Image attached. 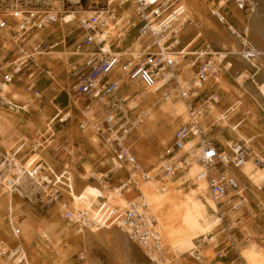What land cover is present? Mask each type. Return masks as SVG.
Returning a JSON list of instances; mask_svg holds the SVG:
<instances>
[{
	"label": "rangeland",
	"instance_id": "rangeland-1",
	"mask_svg": "<svg viewBox=\"0 0 264 264\" xmlns=\"http://www.w3.org/2000/svg\"><path fill=\"white\" fill-rule=\"evenodd\" d=\"M217 1L184 0V8L188 13L189 19L192 21V25L187 27L188 29L193 28V30H199V32L192 31L189 33V31H185L187 29V27H185L182 36V50L184 53H187L188 51H185L187 45L194 42L195 38L196 40L199 38V43L192 44V46H194L192 51L195 55L205 50L206 45H208L213 53H220L225 50L224 53L228 55L226 56L227 58L230 57L229 54H238L239 56H234L235 59L236 57L241 58L240 52L245 48V40L247 39L243 33H247V27H249L250 30L252 29L251 21L260 17L261 13H263L261 15L263 18L260 28L264 33V0H253V11L247 13L238 11L233 1L226 3V6H224L225 11L221 8L223 13L227 16L228 22L233 26L235 30L234 34L229 32L224 25L219 24L212 16V11L219 5ZM86 2L85 0V3ZM129 11L128 9L127 12ZM237 15L240 17L242 16L245 20L244 24L242 23L241 25V18ZM69 16H71V13L59 17L56 21L57 23L47 32L52 40L59 43L65 38L66 43L60 46L58 45L56 48L41 56H37L35 52L29 51V53H34L36 56L34 63L28 62L20 73L14 77L12 82L8 84L11 93H7L8 95H6L5 98L12 102L13 107H26L25 112L12 109L0 101V162H2L4 158L10 157L21 145H24L18 155L14 157L18 160L19 165L24 163L23 167L25 169H32L35 164L41 162L47 167L53 168L56 172H60L64 169L67 170L70 177L68 180L69 183H66L67 187L60 188L63 198L59 199L58 202H60V204L55 208H53L54 205L46 207L43 203H39L35 195L32 194L33 189H37L30 181L25 182L21 186V190L18 194L6 193L3 188L0 187V241L6 243L10 248L16 244H19L21 248L24 246V249L27 250L28 258V261L24 264H87L86 254L84 255L85 248L81 247L83 245L77 243L76 240L75 227L62 218L60 206L62 203H66L68 207L74 211V199L73 196H69L72 190L78 191L83 186L95 188L89 198L83 199L85 204L90 203L92 198L96 196L99 191H102L103 196L108 202H105V204H109L110 209H112V206H118L121 209L124 208L128 203V196H133L132 193L134 192V194H137L136 191H132L130 195H119L116 193L115 189L124 181L127 173L124 168L110 171L114 164L111 161L108 148L93 129L94 125L102 120V113L99 111L100 108L89 107L88 103L83 98L76 97L71 93L70 69L73 61V57L71 56L73 55L72 48L80 39V36L76 30V21L75 24H63L65 21L64 18ZM245 23H247V25ZM208 29L209 34L207 33ZM200 30H204V33ZM210 30L211 32L213 31L212 34ZM0 33L2 35L4 34L1 31ZM215 34L219 36V41H223H217V37L214 36ZM210 35H213V37ZM220 35L222 38H220ZM252 36L253 33H249L250 39L248 38L246 41L252 46H255V49H259L263 43L259 38L253 41ZM4 37H6L5 34ZM242 38L246 39L242 40ZM2 40L3 38L0 37V61L5 59L3 61V63L6 64L5 69L10 70L12 66L8 67V64L16 60V51L11 45V42L6 41V43H2L4 42ZM183 57L181 64L187 65L186 63L190 64L192 62V56L185 55ZM195 57L196 56H194V58ZM214 57L215 56L212 55L216 66L217 64L220 65L219 61L214 59ZM260 58H262V55H260ZM244 63L239 64V66L236 64V66H233L228 72H224L222 67H220L221 76H224L225 79H223L224 83L220 81L219 86L229 97L232 96L234 92H236L239 97L241 96L240 93L245 94L248 92L252 94V100H250V102L254 103L256 109L261 108L260 111L264 112V100L259 90L256 89L258 88L257 84L254 86L250 82L247 83V81H250L247 80V78H250L249 74L253 75L256 72L254 68L250 67V65L248 66L250 62ZM18 64L19 62L16 63L17 66ZM258 65L260 67L264 66V60L259 62ZM182 67L183 73L180 72V83L185 86L186 83H189L193 79V73L188 70L187 66ZM234 67L238 68V71H244H241L239 75H235L237 69ZM186 68L188 73H186ZM263 74L264 73L261 72L258 73L256 79L264 80ZM239 76H243V78L237 80L242 86L232 80V78H238ZM218 81L219 79H216V82ZM263 82L264 81L259 84ZM32 85H34V89L37 90L36 93L28 90ZM138 87L141 93L146 92V90L140 86ZM154 89V92L150 91L152 94H150V97L146 100H140L138 99L139 96L132 95L131 99L126 101L129 115L132 117L139 116L141 119L140 126L137 128V132L132 136L130 141V145L132 144L131 150L135 156L137 155L136 158L139 160V164H141L142 167L148 168V170L150 169L149 173L151 170L159 167V157L163 149L170 145L173 133L178 127L182 126L179 121H177L179 125L173 123L171 115L166 108L168 104L174 101L183 102L178 99L162 101L159 93L156 92L157 88ZM201 90L204 91V88ZM36 94L39 96L37 97ZM138 95L140 94L138 93ZM54 97L56 98L54 99ZM68 99L71 104L70 107L66 109L65 106ZM59 102H62L63 105H58ZM132 102H136V108H132ZM233 102L236 103L232 105ZM227 103V106L230 105L227 108L228 110L226 109L221 112L218 110L217 106H210L208 118H212L213 120H208V124H203L202 128L205 139L217 145L220 152L229 155L231 149L229 146L231 143H236L238 140L236 138L233 140L230 135L232 132H229L227 128L221 127L230 126L229 124H231V131L236 133V130H238L239 132L238 127H233L237 121L232 124L228 122V118L236 112L242 101L238 98L236 101L232 99L228 100ZM76 104L78 107H76ZM244 105H242L241 110L247 115V119L242 127H245L251 134L262 138L264 133L255 129L253 121L251 120L252 113H257L258 110L251 112V110L247 109V104L245 103ZM250 108L253 109L254 107ZM57 109H60L62 113H60L58 118L54 119ZM96 110L99 111V114ZM253 110H255V108ZM68 112H70V114L67 115ZM228 112L231 114H228ZM202 117L200 120H203ZM138 133L141 134L137 135ZM238 135L243 136L242 133ZM135 138L136 140H134ZM245 139L248 143L249 140L247 138ZM156 141L159 146L156 144ZM38 142L41 146H39ZM250 144V147H252L253 143ZM6 154L9 156L6 157ZM229 169L235 171L239 168L236 169L232 164H229ZM225 173H229V171ZM175 176L176 174L174 177ZM179 177L180 176H176L170 180L174 183H176V181L180 182ZM57 179L59 180L58 177ZM97 180L101 182V185L98 184ZM143 183L139 182L138 188ZM180 186L182 189H185L187 183ZM241 186H243V184H241ZM177 189H179L178 184L174 186V190ZM244 190L247 193L244 194L246 200L248 198L247 202L238 208H233L234 206L232 205L226 206L224 210H221L225 215L220 222L221 231H219L221 233L215 238L216 241L209 244V246H206V244L198 248V252L194 254L195 257H189L188 254H185L183 257L174 258V261L172 260L173 262L171 261L170 264H242L240 252L244 250L251 251L255 248H260L264 252V247L262 246V240L264 239V204L260 203L259 205V202L256 201L246 189ZM255 191L259 190L256 189ZM183 192H187V189L183 190ZM206 196L210 199L208 194ZM195 200H198L206 206L203 198L196 197ZM178 201L182 204V200ZM10 212H12L13 223H16L21 231V235L18 238H13L12 235L11 225L8 222V214ZM108 212L110 213V211L105 213L102 212L104 217L101 219H106ZM205 214L208 219L217 218L207 207ZM111 229L112 227L103 226L98 235V239H96L99 243H104L102 245L103 247L110 249V244H113L114 241ZM209 236L210 238L215 236L213 230L207 233V240L210 239ZM110 237H112V239ZM132 254H134L131 258L133 259L132 264L141 263L135 256V252H132ZM83 255L84 260H82ZM192 257L194 258L192 259ZM209 257L211 259H209ZM194 259L196 261L199 260L198 262L200 263L195 262Z\"/></svg>",
	"mask_w": 264,
	"mask_h": 264
},
{
	"label": "built area",
	"instance_id": "built-area-1",
	"mask_svg": "<svg viewBox=\"0 0 264 264\" xmlns=\"http://www.w3.org/2000/svg\"><path fill=\"white\" fill-rule=\"evenodd\" d=\"M86 1L0 0V31L6 35L2 36V41L11 42L17 56L15 61L8 64V67L12 66L10 70L5 69L4 59L0 61V91L1 86L11 83L28 62L34 63L29 51L41 56L55 47L45 42L42 35L57 23L59 17L73 13L82 38L73 47V55L80 62L72 69L71 93L83 97L89 107L100 108L102 120L93 129L108 147L113 170L128 167L127 178L116 188L119 193L116 192L128 195L136 191L137 194L127 200L124 208L111 209L109 219L96 220L89 211H73L66 203L60 205L62 218L79 232L100 230L103 226L116 227L146 254L159 252L162 243L156 231L157 220L138 188L139 182L150 180V170L139 164L130 147L131 138L140 126L141 119L129 115L126 101L117 94L120 83L127 80L146 90L162 82L156 90L162 101L178 99L184 103L188 123L175 130L170 145L163 149L159 157V173L164 179L184 174L194 162L203 168L196 179L206 181L209 197L220 205L225 201L228 190H231L237 201L234 208H238L245 202L240 195L239 181L223 172L215 174L210 169L229 164L238 169L248 160V152L240 145H234L230 155L220 152L205 139L200 127V118L209 109L210 102H214V97L206 98L201 105H196L194 100L200 96L198 90L217 75L212 55H189L192 56L190 69L193 79L186 86L180 83V55L183 52L180 46L183 30L191 24L184 0ZM229 1H233L239 11H253V0H226V3ZM212 16L234 34L235 30L221 8L212 11ZM130 37L131 43L124 46L123 42ZM134 44H139L140 49L136 51ZM106 45L108 51H105ZM247 49L245 47L240 52L243 60L249 62L257 58ZM122 51L125 53L122 54ZM115 69L121 70V75L116 78L112 76ZM194 139L196 142L193 147L184 151L186 144ZM23 146L13 152L12 158H4L0 162V187L6 193L18 194L21 186L30 181L37 189H33L32 194L39 203L46 207L55 205L63 198L60 188L67 187L69 172L65 169L56 172L41 162L30 171L23 170L22 165L17 167L14 157ZM253 162L255 167L264 170L263 158L255 157ZM98 199L107 202L102 195ZM12 220L10 212L8 222L12 235L18 238L21 231ZM26 258V250L18 244L10 248L0 242V259L5 260V264H24Z\"/></svg>",
	"mask_w": 264,
	"mask_h": 264
},
{
	"label": "bare ground",
	"instance_id": "bare-ground-1",
	"mask_svg": "<svg viewBox=\"0 0 264 264\" xmlns=\"http://www.w3.org/2000/svg\"><path fill=\"white\" fill-rule=\"evenodd\" d=\"M149 1H153V0H149ZM218 2H219V5L215 9L222 8L223 11H225L224 6H226V0H218ZM236 9L238 10L237 7H236ZM125 14L128 15V12L126 11ZM74 17H75L74 14L71 13V16L64 18L65 21L63 22V24H69V25L75 24ZM238 17L241 18L240 19L241 25H242V23L244 24L245 20L242 18V16L241 17L238 16ZM226 18H227V16H226ZM245 24L247 25V23H245ZM189 25H192V21H191V24H189ZM71 26H69V27H71ZM246 29H247V33H243V34L248 39L249 33H251L252 31L249 29V27H247ZM185 31H187V30H185ZM202 32L204 33V30ZM210 32H211V30H210ZM212 32H211V34H212ZM205 33H206V31H205ZM207 33L209 34V29H208ZM208 34H206V35H208ZM0 35L2 37L4 34L2 35L0 33ZM200 36H201V34H200ZM202 36H204V35H202ZM214 36L217 37V41H219V36H217V34H215ZM211 37H213V35ZM220 38H222V36ZM246 38H244V39H246ZM244 39L242 38V40H244ZM195 40H196V38L194 39V41ZM198 40H199V38H198ZM246 40H245L246 45H244V47H246V49L248 48L247 50H249L251 53H254L255 55H257V58H255L254 60H250L249 61L250 63L248 62L249 63L248 66L250 65V67L254 68L256 75L260 72L264 73V66L260 67L258 65L259 62L264 60V50L260 51L259 49H255V46H252ZM221 41H223V40H221ZM221 41H219V42H221ZM262 46L263 45H261V47ZM262 48H264V47H262ZM134 49L136 51L139 50L140 45L134 44ZM105 51H108L107 45L105 46ZM224 51L217 53V54L212 52L213 55L215 56L214 59L218 60L219 63L223 62L222 60L224 58H226V56H228L227 54L224 53ZM124 53H125V51H122V54H124ZM190 53L191 52H187V53L183 52L180 55V57L183 54L185 56V55H189ZM200 53L201 54H208V55L212 54V53L211 54L208 53L207 49L202 50ZM29 54H30L29 56L35 61L36 56L34 55V53L33 54L29 53ZM192 55H194V54H192ZM260 55H262V58H260ZM238 61L241 62V59ZM240 62H238V64ZM214 63H215V61H214ZM225 68H226V70L228 68H233V65L230 62H228V65ZM180 70H182V69H180ZM186 71H187V68H186ZM181 73H183V72H181ZM120 75H121V70H119V69H115L112 73V76L114 78L119 77ZM241 78H243V76H239L235 80L237 81ZM237 83H238V85L242 86L241 83H239V82H237ZM161 84H162V82H158L153 88L146 89V92L141 93L139 87L136 84H134L133 82H128L127 80H123L120 83V86H119L117 92H118V94L122 95V97H124V98L127 97L126 98L127 100H129L131 98V96L134 94L138 95V93L140 94V95H138L140 99L146 100L148 97H150V94H152V93H150V91L154 92V90H155L154 88L158 89L161 86ZM4 85H8V84H3L1 87H4ZM257 87L258 88H256V89L259 90L260 95L262 96V99L264 100V82L262 84L258 83ZM8 93H11V90H9ZM8 101L9 100H7L6 102H8ZM9 103H10V101H9ZM5 104L9 105L7 103H5ZM131 106H132V108H136L137 107L136 102H132ZM9 107H11L12 109L23 110V111H25V108H26V107L20 108L19 106L13 107L12 103H10ZM167 109L171 115V119H172L173 123H177V121H179L181 125H186L188 123V116L186 114L185 106L183 103H181L179 101H174V102L168 104L166 110ZM263 114H264V112H263ZM186 119H187V122H186ZM144 124H146V123H144ZM142 125H143V123H142ZM177 125H179V123H177ZM150 129H151V127H150ZM236 133L239 134L240 132H238V130H236ZM139 134H141V133H138L137 135H139ZM155 137H156V134H155ZM160 137H161V135H160ZM137 139H138V136H137ZM134 140H136V138ZM194 142H196L195 139H194V141L192 140L191 142L186 144L184 151H188L189 149H191L194 145ZM190 143H192L193 145ZM152 144H153V142H152ZM156 144L158 145L157 141H156ZM133 146H134V144H133ZM130 147H132V144ZM143 154H144V152H143ZM7 156H9V155L6 154V157ZM141 156H142V154H141ZM10 157H13V154ZM18 163H19L18 160L15 159V165L17 167L19 165ZM23 164H21V165L23 166ZM223 167H224V169L229 170V173L235 175V177L245 185V188H244V186H240V188H239L240 189V195L244 198L245 202L247 200H246V196L244 195V191H245L244 189H246V191L249 192V194L251 196H253V198L256 201L258 200V201H260V203L264 204V196L262 195V193H260V190H262L264 187V170H262L258 167H255L254 162H252L251 160L245 161V163L238 170H235V171H231V169H229V165H227V166L224 165ZM21 168L25 171L31 170V169H25L24 167H21ZM124 169H126L125 171H127L128 167H126ZM202 170H203V168L200 165L193 162L191 167L184 174H176V176H180L179 177L180 182L176 181V183H174L172 180H170V178L164 179L161 176V174L159 173V167H156L154 170H151V172L149 173L150 180L146 181L145 183H143L139 187L140 188L139 190L141 191L142 195L144 196L151 213L155 216V218L157 220L156 231L159 233L161 243H162L161 244L162 249L159 252H162V253L153 252L150 254H146V252L143 249H141L138 246L130 243V240L128 241L126 239L125 234L116 227H112V229H111L113 236H114V238H113L114 241H113V244L109 243L111 245V249L104 247L106 249V251H108L113 257H115V258L117 257L118 261H121V262L127 263V264L129 261L131 262L130 259L134 255V254H132V252H135V256L136 257L138 256V259L140 258L139 259L140 262H144L142 260V258L145 255L144 257H146V260L149 264H170V262L174 258L177 259V258L183 257L185 254H188L189 257L194 256V254H196V252H198V248L202 247V245L207 244L206 246H209V244L214 243L216 241L215 238L218 237V235L221 233L220 232L221 231V229H220L221 223L220 222L222 221V219H221L222 215L220 213L218 205L211 198L209 199L206 196L208 194L206 181L196 179V175H198ZM215 170H216V167L210 169V171H215ZM110 171H114L113 168ZM132 177H133V175H132ZM175 177L173 176L172 178H175ZM186 183H187V186L185 187V189H187V192H183V190H185V189H182V187L180 185H184ZM176 184H178L179 189L174 190V186ZM256 189L259 191H255ZM93 190H94V188L83 186L78 191L72 190L71 195H69V196H71V197L73 196L74 206H75L74 211L87 210L91 213V215H93L94 219L101 220V218L104 217L103 213H105L107 211H111V209L109 207V204L107 205L98 199V197L100 195L103 196L102 192H99L96 196H94L91 201H90V199H91L90 198L89 199L90 203L85 204L83 199L89 198L91 193L93 192ZM196 197L203 198L206 206L203 205L198 200H195ZM178 200H182V204H180V201H178ZM206 207L213 214L220 215V216L218 218H215V219L206 218V214H205ZM110 216H111V212H110ZM108 229H110V228H108ZM211 230H213V232L215 233V236L212 238H210V236H209L210 239L207 240L206 239L207 233H209ZM100 232H101V229L100 230L92 229L89 231L87 230V231H81V232H79L76 229V237H77L76 240H77V243L83 245V247L85 248L87 264H94L92 262H94L95 260L92 261V259H91L92 257L90 256L91 255V247H94V245H98L99 242L96 239H98V235L100 234ZM110 238L112 239V237H110ZM76 240H75V242H76ZM108 241H109V239H108ZM196 242H198L197 243L198 245L195 244ZM111 243H112V241H111ZM23 248H24V246H23ZM213 248H214V246H213ZM240 258L242 259L241 260L242 264H264V252L260 248H255L251 251H245L244 250L243 252H240ZM27 261H28V258H26V262ZM5 262L6 261L0 259V264H5Z\"/></svg>",
	"mask_w": 264,
	"mask_h": 264
},
{
	"label": "crops",
	"instance_id": "crops-1",
	"mask_svg": "<svg viewBox=\"0 0 264 264\" xmlns=\"http://www.w3.org/2000/svg\"><path fill=\"white\" fill-rule=\"evenodd\" d=\"M114 1V0H113ZM218 2V1H217ZM263 13H261L260 14V17H257V19H253V21H252V25H251V31H252V33H253V36H252V40L254 41V40H256L257 38H259L261 41H262V47H264V33L262 32V30H261V28H260V25H261V20H262V18L263 17H261V15H262ZM237 20V19H236ZM255 22V23H254ZM258 22V23H257ZM189 27V26H188ZM188 27H187V31H189V33L190 32H192V31H195V32H199V30H193V28H190V30L188 29ZM204 29V28H203ZM76 30H77V32H78V34H79V36H80V39L82 38V33H81V31H79L78 30V28H76ZM49 31V29L46 31V32H44V34L42 35V38H43V40L45 41V42H47V43H50V44H54L55 45V47L54 48H56L58 45L60 46L61 44H65L66 43V39L64 38L62 41H60L59 43L58 42H56L55 40H52V38H50V35H48L47 34V32ZM200 31H203V30H200ZM50 34V33H49ZM70 35V34H69ZM69 35H67V36H69ZM131 36H133V33H131L130 34ZM255 35V36H254ZM4 36V35H3ZM0 37H1V35H0ZM1 38H3V37H1ZM79 39V40H80ZM68 40V39H67ZM78 40V41H79ZM54 41V42H53ZM77 41V42H78ZM131 41H132V38L130 37V38H128L125 42H123V45L124 46H128L130 43H131ZM2 42V41H1ZM76 42V43H77ZM75 43V44H76ZM194 43H199V40H195L194 42H192V43H190L189 45H187V48L185 49V51H188V52H191L189 55H192V54H194V52L192 51V49H193V47L194 46H192V44H194ZM74 44V45H75ZM206 45V44H205ZM5 46V45H4ZM74 47V46H73ZM182 47V46H181ZM262 47H260L259 48V50L261 51V50H264V48H262ZM53 48V49H54ZM209 48V49H208ZM73 49V48H72ZM206 49H207V52L208 53H212V51H211V49H210V46H208V45H206ZM193 52V53H192ZM215 54H217L218 52H214ZM72 54H73V50H72ZM211 55H213V53L211 54ZM72 57H73V61H72V67H71V69H70V80H71V85H73V80H72V77H71V73H72V69H73V67L77 64V63H79L80 61H79V59L77 58V57H75L74 55H71ZM184 56V54L181 56L182 57V59L180 60V64H181V62H182V60H183V57ZM230 57H226V58H224L222 61L223 62H221L220 63V65L218 64L217 65V75H215V76H213V77H211L209 80H208V82L204 85V91H202V90H198V95H200L198 98H196L195 100H194V103L196 104V105H201L202 104V102L206 99V98H209V97H214V102H210V106H217V108H218V110L221 112V111H224V110H226L229 106H227L228 105V100H234V101H236L238 98H240L241 99V101H242V103H240L239 104V107H238V109L236 110V112L235 113H233L232 114V116L231 117H229L228 118V122L230 123H234L235 121H237L236 123H235V125L233 126V127H238V129H239V132L240 133H242V135L245 137V138H247L248 140H249V142L247 143V140L243 137V136H241V135H238V134H236L234 131H231V128H230V126H231V124H229L230 126H226V127H221V128H227V130L229 131V132H232L230 135L232 136V139L234 140V138H236L238 141L236 142V143H231V145L229 146V148H232L234 145H240V146H242L243 148H245L246 149V151L248 152V160H251V161H253V159L255 158V157H260V158H263L264 159V135H263V137L262 138H259L258 136H255V135H253V134H251V132H248L246 129H245V127H242L243 126V123H245V121H246V119H247V115H245L244 113H243V110H241V107H242V105H244L245 103L247 104V106H248V108L247 109H249V110H251V112H253V111H256V110H258V112L257 113H252V116H251V120L253 121V126H255V129H258V130H260V132L262 131V133H264V114H263V112H261L260 111V109H256V107L254 106V103H252V102H250V100H252V94H250V93H245V94H242V93H240V97L237 95V93L236 92H234L233 94H232V96H228L227 95V93L219 86V83H220V81H223V79H225V77L224 76H221V73H220V67H222V69L224 70V72H228L231 68H228L227 70H226V66L228 65V62H230L233 66H236V64H238V62H240V61H238V60H240L238 57H236V59H235V57L234 56H239L238 54L237 55H229ZM5 60V59H4ZM212 60H213V58H212ZM215 61V60H214ZM235 61V62H234ZM244 63L245 61L243 60V59H241V62L240 63ZM239 63V64H240ZM187 65H183V64H181L180 66H179V69H182L181 67L182 66H187V68H188V70L189 71H191V65L190 64H188V63H186ZM238 64V65H239ZM235 68V67H234ZM235 69H237L236 70V72H235V75H239V73L241 72V71H244V70H240V71H238V68H235ZM188 70H187V72L186 73H188ZM180 72H182V70L180 71ZM179 72V73H180ZM192 72V71H191ZM250 75V78H247V80H250V81H247V83L248 82H250L251 84H253L254 86H256V84H258V83H261L262 81H264V80H257L256 78H257V75L256 74H249ZM216 79H219V81L218 82H216ZM235 79H237V78H232V80L234 81V82H238V81H236ZM257 81V82H256ZM253 82V83H252ZM254 82H256V83H254ZM223 83H224V81H223ZM238 84V83H237ZM209 85V86H208ZM9 90H10V88H9V85H4V87H2V90L0 91V101H1V103H7V104H9L10 105V103H12L11 101H10V103H9V101L8 102H6L8 99H6L5 98V96L6 95H8L7 93L9 92ZM29 91H33L34 93H36L37 92V90L36 89H34V85H32V87H30L29 89H28ZM37 95V97L39 96L38 94H36ZM119 96H121L122 97V95H120V94H118ZM134 95H137V94H134ZM138 96V95H137ZM132 97V96H131ZM56 97H54V99H55ZM81 98H83V97H81ZM127 97H123L122 99L123 100H125ZM139 98V97H138ZM84 99V98H83ZM131 99V98H130ZM140 99V98H139ZM85 100V99H84ZM140 100H143V99H140ZM86 101V100H85ZM125 101H128L127 99L125 100ZM87 102V101H86ZM244 102V103H243ZM28 103H29V101H28ZM236 102H233L232 103V105L233 104H235ZM70 100L68 99L67 100V103H66V109L68 108V107H70ZM8 105V106H9ZM58 105H63V103L62 102H59L58 103ZM245 106V105H244ZM76 107H78V105L76 104ZM250 107H254L255 108V110H253L252 108H250ZM20 108H22V107H20ZM57 108V107H56ZM230 109V108H229ZM228 110V109H227ZM17 111H22L23 112V110H17ZM100 111V110H99ZM99 111H97L96 110V112L99 114ZM209 111H210V107H209V109L208 110H206L205 111V113H204V115H203V120H200V127H201V129H202V131H203V124H208L207 123V121L208 120H213L212 118H208V114H209ZM25 112V111H24ZM231 112V111H230ZM230 112H228V114H231ZM60 113H62L61 111H60V109H57V112L55 113V115H54V119H56V118H58L59 117V115H60ZM68 114H70V112H68L67 113V115ZM216 115H218V114H216ZM222 115V114H221ZM201 119V118H200ZM59 121H61V120H59ZM62 122V121H61ZM99 123V122H98ZM17 124H19V123H17ZM242 124V125H241ZM16 125V124H15ZM14 125V126H15ZM14 126H12V127H14ZM213 126V125H212ZM229 127V128H228ZM241 130V131H240ZM254 130V129H253ZM256 132V131H255ZM203 134H204V132H203ZM238 137V138H237ZM102 140V139H101ZM103 141V140H102ZM253 141H256V142H253ZM250 143H253V146L252 147H250L251 146V144ZM38 144H39V142H38ZM105 144V143H104ZM213 144V143H212ZM263 144V145H262ZM106 145V144H105ZM214 145V144H213ZM259 145V146H258ZM39 146H41V144H39ZM218 150H219V148H218V146L217 145H214ZM106 147H107V145H106ZM108 148V147H107ZM15 151H17V149L15 150ZM14 151V152H15ZM263 151V152H262ZM109 152V151H108ZM230 154H231V152H230ZM229 154V155H230ZM1 155V154H0ZM138 160V159H137ZM138 162H139V160H138ZM38 164V163H37ZM37 164H35V166L37 165ZM141 165V164H140ZM223 166H217L216 167V170H215V174L219 171V172H223L225 175H227V176H232V177H235V175H233V174H231V173H225V172H228V171H226V169H224V167L222 168ZM143 168H145V167H143ZM145 169H148V168H145ZM221 169V170H220ZM150 170V169H149ZM103 177V176H102ZM127 178V174H126V177H125V179ZM236 178V177H235ZM124 179V180H125ZM237 179V178H236ZM238 180V179H237ZM239 181V180H238ZM97 182H98V184L99 185H101V182H99V180H97ZM121 182V181H120ZM240 183H242V182H240L239 181V184ZM243 184V183H242ZM240 186H241V184H240ZM243 186H244V188H245V185L243 184ZM264 189V188H263ZM263 189L260 191V193H262V195L264 196V193H263ZM94 190H95V188H94ZM99 192H102V191H99ZM98 192V193H99ZM97 193V194H98ZM135 193V192H134ZM134 193H132V195L134 196L135 194ZM246 192L244 191V194H245ZM96 194V195H97ZM247 194V193H246ZM128 195H130V194H128ZM130 198H132V196H128V199H130ZM62 199V198H61ZM225 201L222 203V204H220V205H218V207H219V210H220V213H221V215H222V218H223V216L225 215V214H223L222 212H221V210H224L225 209V207L226 206H235L236 205V203H237V201H236V198H234L233 197V192L231 191V190H228V193H227V195H226V199H224ZM247 200H248V198H247ZM62 201V200H61ZM258 201V200H257ZM247 202V201H246ZM259 202V205H260V201H258ZM60 204V202H57L54 206H53V208H55V207H57V205H59ZM114 208H118V209H121L120 207H118V206H112V209H114ZM234 208V207H233ZM209 210V209H208ZM210 211V210H209ZM16 212V211H15ZM211 212V211H210ZM212 213V212H211ZM15 214V213H14ZM17 214V213H16ZM213 214V213H212ZM217 218L220 216V215H216V214H214ZM108 217V218H107ZM110 218V213L108 212L107 213V215H106V219H109ZM221 218V219H222ZM126 236V235H125ZM13 238H16V237H14L13 236ZM126 238H127V236H126ZM127 240L129 241V239L127 238ZM264 240V239H263ZM262 240V241H263ZM21 241V240H20ZM0 242H2V241H0ZM107 242V241H106ZM21 243H22V241H21ZM107 243H109V242H107ZM130 243H132L131 241H130ZM197 243V242H196ZM104 243H98V245H94V247H91V259H92V261H94V262H92V263H94V264H127V263H123V262H121V261H118V259H117V257L115 258V257H113L108 251H105V248L103 247V246H101V245H103ZM133 245H135L134 243H132ZM196 245H198V244H196ZM81 247H83V246H81ZM96 247V248H95ZM101 247V248H100ZM95 249V250H94ZM99 249V250H98ZM27 251V250H26ZM94 251V252H93ZM197 253V252H196ZM218 254V253H217ZM84 255H85V253H84ZM84 255H83V257H82V260H84L83 258H84ZM224 255V254H223ZM222 256V255H221ZM137 258H138V256H137ZM194 257H192V259H193ZM117 259V260H116ZM140 259V258H139ZM209 259H211L210 257H209ZM131 260V262H132V260L133 259H130ZM142 260L144 261L143 263L141 262V263H138V264H148V262H147V260H146V258L143 256V258H142ZM194 261L195 262H198L199 260H195L194 259ZM130 261L128 262V264H132ZM198 263H200V262H198Z\"/></svg>",
	"mask_w": 264,
	"mask_h": 264
}]
</instances>
